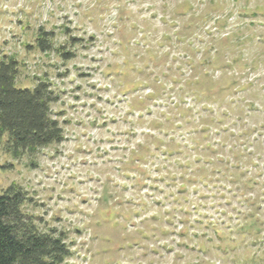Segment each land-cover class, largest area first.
Segmentation results:
<instances>
[{
	"label": "rangeland",
	"instance_id": "374dc122",
	"mask_svg": "<svg viewBox=\"0 0 264 264\" xmlns=\"http://www.w3.org/2000/svg\"><path fill=\"white\" fill-rule=\"evenodd\" d=\"M4 54L65 140L0 137V194L65 233L63 264H264V0H0Z\"/></svg>",
	"mask_w": 264,
	"mask_h": 264
},
{
	"label": "trees",
	"instance_id": "16d2710c",
	"mask_svg": "<svg viewBox=\"0 0 264 264\" xmlns=\"http://www.w3.org/2000/svg\"><path fill=\"white\" fill-rule=\"evenodd\" d=\"M52 37V33L42 30L37 39L41 51L53 49ZM62 56L68 60L73 55L62 52ZM19 70L20 62L16 58L7 54L2 56L0 137H7L8 151L15 157L36 153L65 140L63 126L52 113V105L59 99L55 91L47 81H39L33 88L17 86ZM191 109H185L184 115ZM170 124L174 129V121ZM206 147L214 148L211 144ZM219 161L223 159L211 157L206 161L210 167L202 169L206 170L202 176L218 171L215 167L220 166ZM31 200L28 193L17 185H11L0 194V264H63L72 255L67 237L56 229L42 230L35 217L23 211V206Z\"/></svg>",
	"mask_w": 264,
	"mask_h": 264
}]
</instances>
